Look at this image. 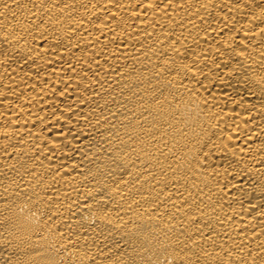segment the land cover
<instances>
[{
	"label": "bare ground",
	"instance_id": "1",
	"mask_svg": "<svg viewBox=\"0 0 264 264\" xmlns=\"http://www.w3.org/2000/svg\"><path fill=\"white\" fill-rule=\"evenodd\" d=\"M0 264H264V0H0Z\"/></svg>",
	"mask_w": 264,
	"mask_h": 264
}]
</instances>
